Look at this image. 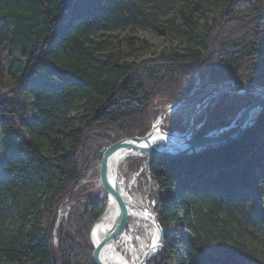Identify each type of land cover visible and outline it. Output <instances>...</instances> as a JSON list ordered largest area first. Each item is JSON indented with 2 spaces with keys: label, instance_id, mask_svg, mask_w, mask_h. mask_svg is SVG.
I'll list each match as a JSON object with an SVG mask.
<instances>
[{
  "label": "trees",
  "instance_id": "obj_1",
  "mask_svg": "<svg viewBox=\"0 0 264 264\" xmlns=\"http://www.w3.org/2000/svg\"><path fill=\"white\" fill-rule=\"evenodd\" d=\"M66 2L0 0V264H95L90 230L108 198L81 181L108 144L150 129L154 97L185 98L195 70L199 92L231 78L264 88V0ZM136 28L168 47L115 33ZM255 98L222 95L199 135ZM146 169L164 233L145 264H264V109L239 138Z\"/></svg>",
  "mask_w": 264,
  "mask_h": 264
},
{
  "label": "water",
  "instance_id": "obj_2",
  "mask_svg": "<svg viewBox=\"0 0 264 264\" xmlns=\"http://www.w3.org/2000/svg\"><path fill=\"white\" fill-rule=\"evenodd\" d=\"M72 1L73 0H67L65 6H69ZM263 109L264 93L256 97L248 105L244 106L228 125L211 129L202 135H199L200 130H193L189 134H186L185 131H169L160 126L159 123L154 122L150 129L142 136H127L108 144L102 152L98 167V179L100 185L104 188V196H107L108 201L112 200L115 205V215L103 237L97 243H93L91 240V244L93 246L94 263L106 264L102 257L104 248L110 242L114 241L116 236L122 234L125 231L128 221L127 205L119 189L116 178L113 177L111 179L110 177L109 166L111 160L115 156H120L123 154V152L134 150V153L131 155H126V157L145 154L147 156V163L153 156L179 158L182 156L201 153L209 148L239 138L248 127L255 124ZM164 113L165 112H161L158 118L159 120L163 119ZM235 121L237 122V129L231 134H225L224 132L233 127ZM153 133H159L166 137V141L163 145H155L149 142V137ZM140 208L144 212H148L153 218V224L158 233L155 247L160 250L163 246L164 231L157 219L156 213L147 204V202H145L144 206H140ZM100 217L101 216H99V218H97V220L93 223L91 230ZM152 256L153 255L143 256L139 264H145Z\"/></svg>",
  "mask_w": 264,
  "mask_h": 264
},
{
  "label": "rangeland",
  "instance_id": "obj_3",
  "mask_svg": "<svg viewBox=\"0 0 264 264\" xmlns=\"http://www.w3.org/2000/svg\"><path fill=\"white\" fill-rule=\"evenodd\" d=\"M115 33L119 37H122L126 34H131L133 36H138L140 38H143L147 40L148 42H151L161 48L168 47V43L161 44L162 36H160L159 34H157L156 32L150 29L149 30L148 29H137V28L133 30L125 29V30L115 31ZM123 50L126 52H129V49L127 47H124ZM0 54H1V50H0ZM193 78H194L193 89L188 94V96H186L185 98H182L181 100H174V99L157 96L152 99L148 107V112L154 115L151 121V125L154 123L155 120L159 118V115L161 114V112H165L163 119L161 121V126L167 130V127L170 126L172 121L175 122V120L176 121H179L180 119L182 120L185 114H188V115L190 114L191 105H194L196 108V105H198L202 100H204L205 98L212 97V102L205 109L206 111L202 113V116L205 115L206 116L205 118L207 119L208 110L219 100V98L222 95L224 94L228 95L227 93L221 91V88L224 86L229 85L231 88L232 86L233 87H241V86L245 87L244 93L242 92L237 93L234 95H230V97L247 96V95L258 97V96L252 95L253 87L250 85H254V84L252 83L250 84V82L248 81L247 82L242 81L238 83L236 80H239V79L231 78L235 80L227 79L220 83H209L204 88L203 91L199 92L201 90L202 85H201V80H200L198 71L195 70ZM229 82L231 83V85L229 84ZM219 88H220V91H218ZM214 91H217V93L219 92V94H215V97L213 96L209 97V95H211ZM21 97L23 99H29L31 97L30 88L26 91H22ZM175 104H177V107L173 108L174 106H176ZM233 118L231 120H233ZM234 123L235 125L237 124L236 121ZM183 124L182 126L185 128L184 131L187 133H190L192 129H186V124L184 125ZM2 152H3V146L0 143V156ZM140 158L143 160V161L141 160L143 162V165H141L139 168L132 167L131 165L134 164L135 160L140 159ZM146 159H147V156L145 154L132 155V156H128L124 158L119 165V174H120L121 180H123L124 182V187L127 192V196L132 200L130 201L134 209L136 208V206L134 205L135 202L137 203L144 202V204L145 202H147V204L150 205V207L153 209V206L147 200L151 201L152 198L154 197L152 192L155 189L154 188L155 186L151 178L147 176L143 168L146 165ZM98 167H99V164L97 163L96 165L92 167V169H90V171L87 174L86 179L81 181V183L83 184L87 182L91 185L90 192H92V195H91L92 197H90L89 199L102 198L105 194L104 188L99 183L98 174L96 175V173L98 172ZM86 200L87 198L85 197L81 198V201H86ZM75 204L76 203L74 200H71L69 197H67L65 200V203L57 209L55 222H54V228H53V245L54 246L57 245L56 229L63 220H66L68 218L69 211L73 206H75ZM126 228H127V231L125 230L123 233H125L127 237H129L132 240L131 243L134 246H136L137 239L149 230V226L146 224V222L143 219H139L136 215L130 217L129 225L127 224ZM118 245H119L118 246L119 250L122 251L123 253H126V249L124 250V248L127 245H129V243L126 244L122 240H119ZM155 254L156 253H154V255Z\"/></svg>",
  "mask_w": 264,
  "mask_h": 264
},
{
  "label": "bare ground",
  "instance_id": "obj_4",
  "mask_svg": "<svg viewBox=\"0 0 264 264\" xmlns=\"http://www.w3.org/2000/svg\"><path fill=\"white\" fill-rule=\"evenodd\" d=\"M229 80H235V79H229ZM161 121L162 119L161 120L157 119L154 122L159 123L161 126ZM186 134L189 133L186 132ZM165 141H166V137L159 133H153L149 137V142L155 145H159V144L163 145ZM132 153H134V150H129L127 152H123V154L120 156H115L111 160L109 166L110 177L111 179L113 177L116 178L117 184L125 200L128 211H129L128 204L130 202L129 206L130 205L132 206L131 204L132 200L127 196V192L124 187V182L123 180H121L119 174V165L121 161L126 157V155H131ZM134 205L136 206V208H138L135 209L134 215H136L139 219H143L146 222V224L149 226V230L147 229L148 231L145 234H143L141 237L138 236L139 238L137 239L136 246H134L131 243L132 240L129 237H127L125 233L116 236L115 240L110 242L103 250L102 257L103 260L106 262V264H139L143 256L154 255V253H157L159 250L157 247H155L158 233L154 227L153 218L150 217L151 215L148 212H144L140 208V206L145 205L144 203L135 202ZM114 215H115V205L112 200H109L100 219L94 224L92 230L90 231L91 232L90 241L92 240L93 243H97L103 237L105 231L111 224ZM119 240H122L126 244L129 243V245H127L124 248V250L126 249V253H123L122 251L119 250L118 247Z\"/></svg>",
  "mask_w": 264,
  "mask_h": 264
},
{
  "label": "built area",
  "instance_id": "obj_5",
  "mask_svg": "<svg viewBox=\"0 0 264 264\" xmlns=\"http://www.w3.org/2000/svg\"><path fill=\"white\" fill-rule=\"evenodd\" d=\"M238 83L239 82H242V81H239V80H236ZM229 84L231 85V83L229 82ZM241 85V84H240ZM253 87V90H252V95L254 96H260L261 94L264 93V88L261 87V86H258V85H250ZM221 88V87H220ZM220 88L218 89V91H220ZM221 91L222 92H225L227 93L229 96L230 95H234L235 93H244L245 92V87L241 86V87H233L232 88L228 85V86H224L221 88ZM215 94H219V92L217 93V91H214L211 95H209V97L213 96L215 97ZM212 102V97L211 98H205L204 100H202L198 105H196V108L194 105H191V109H190V114H185L184 115V118H182V124H186V129H192V131H199L203 125L205 124L206 122V116H202V113H204V111H206L205 109L208 107V105ZM174 105V104H172ZM177 107V104H175ZM163 124V123H162ZM183 124V125H184ZM233 126H235V123L233 124ZM175 131H179V130H175ZM144 170H145V173L147 174L148 177L149 176V173L146 169V165L143 167ZM148 202H150V204L152 206H154L156 204V198L153 197L151 201L147 200ZM141 203H144V202H141ZM130 204V202H129ZM128 204V207H129V211H128V221H127V224L129 225V220H130V217L134 216V212H135V209H138V208H133L131 205L129 206ZM150 206V205H149ZM137 211V210H136ZM125 230L127 231V228H125Z\"/></svg>",
  "mask_w": 264,
  "mask_h": 264
}]
</instances>
